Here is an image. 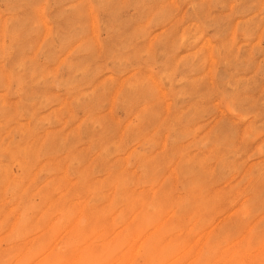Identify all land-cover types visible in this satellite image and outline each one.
Returning a JSON list of instances; mask_svg holds the SVG:
<instances>
[{"label":"rangeland","instance_id":"rangeland-1","mask_svg":"<svg viewBox=\"0 0 264 264\" xmlns=\"http://www.w3.org/2000/svg\"><path fill=\"white\" fill-rule=\"evenodd\" d=\"M0 264H264V0H0Z\"/></svg>","mask_w":264,"mask_h":264}]
</instances>
